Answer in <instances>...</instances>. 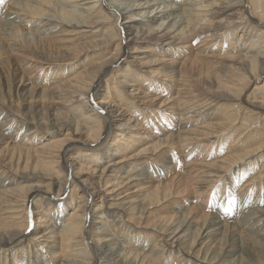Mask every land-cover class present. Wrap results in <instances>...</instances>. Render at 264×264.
Here are the masks:
<instances>
[{"label": "bare ground", "instance_id": "bare-ground-1", "mask_svg": "<svg viewBox=\"0 0 264 264\" xmlns=\"http://www.w3.org/2000/svg\"><path fill=\"white\" fill-rule=\"evenodd\" d=\"M0 264H264V0H2Z\"/></svg>", "mask_w": 264, "mask_h": 264}, {"label": "snow or ice", "instance_id": "snow-or-ice-1", "mask_svg": "<svg viewBox=\"0 0 264 264\" xmlns=\"http://www.w3.org/2000/svg\"><path fill=\"white\" fill-rule=\"evenodd\" d=\"M0 2H2V0H0Z\"/></svg>", "mask_w": 264, "mask_h": 264}]
</instances>
